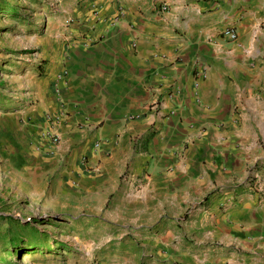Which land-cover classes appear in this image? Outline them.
<instances>
[{
	"label": "crops",
	"instance_id": "0c3cea01",
	"mask_svg": "<svg viewBox=\"0 0 264 264\" xmlns=\"http://www.w3.org/2000/svg\"><path fill=\"white\" fill-rule=\"evenodd\" d=\"M100 4L45 57L32 165L77 195L114 196L98 264H264V0Z\"/></svg>",
	"mask_w": 264,
	"mask_h": 264
},
{
	"label": "rangeland",
	"instance_id": "374dc122",
	"mask_svg": "<svg viewBox=\"0 0 264 264\" xmlns=\"http://www.w3.org/2000/svg\"><path fill=\"white\" fill-rule=\"evenodd\" d=\"M126 1L145 11L152 2ZM100 2L0 0V264H94L104 260L105 246L112 244L102 224L114 208V196L77 195L60 181L58 170L42 172L27 157L38 81L49 59L45 57L57 52L71 33L75 21L69 19L77 20L79 11ZM137 242L129 238L120 248L134 251Z\"/></svg>",
	"mask_w": 264,
	"mask_h": 264
},
{
	"label": "built area",
	"instance_id": "2783aa9c",
	"mask_svg": "<svg viewBox=\"0 0 264 264\" xmlns=\"http://www.w3.org/2000/svg\"><path fill=\"white\" fill-rule=\"evenodd\" d=\"M102 5L100 3H93V6L91 7V17L93 19H97L101 16V13H102ZM121 12L118 13L116 15V21H114L115 23L120 21L121 20V17L123 16V7L120 6V9H119ZM69 21H75L77 22L76 19L74 18H71L69 19ZM223 34L224 35H228L231 39H237L238 38V32L236 29L234 28H231V27H228L226 29H224L223 31ZM67 74H68V71L66 70L62 75L61 77H67ZM60 86L58 85L57 87V91L58 93L60 94L61 92V89L59 88ZM61 97V96H60ZM62 98V97H61ZM156 107H157V103H156ZM64 110L61 111V113H56L54 115H48V120L51 122V123H58L62 120V117H63V114H64ZM41 137L44 139V141H46L47 144H49V146L51 147H56L57 144L60 142L61 140V137L59 135V133L55 132L52 128H48V129H43L42 132H41ZM102 146V140H99L96 142L95 144V147L97 149H100ZM84 160L86 159V157L83 158Z\"/></svg>",
	"mask_w": 264,
	"mask_h": 264
},
{
	"label": "trees",
	"instance_id": "16d2710c",
	"mask_svg": "<svg viewBox=\"0 0 264 264\" xmlns=\"http://www.w3.org/2000/svg\"><path fill=\"white\" fill-rule=\"evenodd\" d=\"M13 11H14L15 13H19V11H17L16 8H15ZM3 258H5V257H1L2 260H3Z\"/></svg>",
	"mask_w": 264,
	"mask_h": 264
},
{
	"label": "bare ground",
	"instance_id": "6f19581e",
	"mask_svg": "<svg viewBox=\"0 0 264 264\" xmlns=\"http://www.w3.org/2000/svg\"><path fill=\"white\" fill-rule=\"evenodd\" d=\"M29 256H27V258H28Z\"/></svg>",
	"mask_w": 264,
	"mask_h": 264
}]
</instances>
